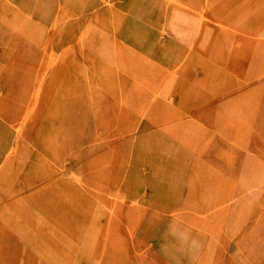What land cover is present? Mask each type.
Segmentation results:
<instances>
[{"label":"rangeland","instance_id":"1","mask_svg":"<svg viewBox=\"0 0 264 264\" xmlns=\"http://www.w3.org/2000/svg\"><path fill=\"white\" fill-rule=\"evenodd\" d=\"M0 264H264V0H0Z\"/></svg>","mask_w":264,"mask_h":264}]
</instances>
